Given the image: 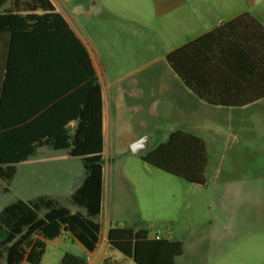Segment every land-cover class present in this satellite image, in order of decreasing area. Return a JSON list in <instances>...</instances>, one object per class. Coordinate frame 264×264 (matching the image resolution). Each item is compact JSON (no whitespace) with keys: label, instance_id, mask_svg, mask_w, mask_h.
Returning a JSON list of instances; mask_svg holds the SVG:
<instances>
[{"label":"trees","instance_id":"16d2710c","mask_svg":"<svg viewBox=\"0 0 264 264\" xmlns=\"http://www.w3.org/2000/svg\"><path fill=\"white\" fill-rule=\"evenodd\" d=\"M166 61L209 105L240 108L264 98V26L249 14L170 52ZM43 147L82 159L85 178L70 197L79 210L44 195L15 199L0 211V264H22L36 240L63 232L95 251L104 169L102 86L86 46L52 0H0V181L10 185L17 165ZM142 159L189 184H206L207 148L196 135L176 130ZM108 243L136 264H175L184 253L182 242L130 227L112 228ZM102 264L120 263L107 257Z\"/></svg>","mask_w":264,"mask_h":264},{"label":"rangeland","instance_id":"374dc122","mask_svg":"<svg viewBox=\"0 0 264 264\" xmlns=\"http://www.w3.org/2000/svg\"><path fill=\"white\" fill-rule=\"evenodd\" d=\"M149 1L52 0L57 11L73 29L87 36L85 42L90 51L97 49L105 70L99 73L105 91L107 84L116 81H119L116 86L123 87L121 89L128 108L126 118L136 136L143 133L144 125L163 124L169 132L168 124L175 121L170 108L174 103L173 83L178 80L164 57L175 45L161 41L155 28L158 23L147 4ZM96 4L102 8L98 9ZM243 5L247 6L245 0ZM135 19L144 20L146 24L140 26ZM143 65L147 67L135 71ZM135 81L148 84L137 88L127 87ZM160 82L167 83V87L161 88ZM118 89L112 87L110 96H114ZM192 99L194 104L190 102V108L197 127L193 132L207 144L206 179L209 181L213 219L221 213L220 230L217 233L210 232L208 227L199 228L194 237L184 241V253L176 263L199 264L206 258L210 260L208 264H215L214 261L221 258L222 264H264V125L254 127L250 119L241 121L232 115L237 110L210 106L197 97ZM133 108H139L140 112L134 113ZM148 108L155 109V116H149ZM204 124L214 130L198 129ZM162 138L155 137L154 147L162 142ZM49 156L50 152L43 150L35 160ZM126 159L129 164L125 170L128 173L130 162L139 163L140 160H133L131 156ZM108 163L106 154L104 199L111 189L108 184ZM60 171L59 167L46 168L42 165L30 173L24 172L13 184L0 181V211L15 200L19 187L30 188L27 194H37L46 179H59ZM172 187L180 192L179 185ZM214 193H219L222 199L218 201ZM104 214L103 211L98 217L102 223ZM113 254L115 257L109 256L111 261H116V258L120 264H136L117 250H112ZM68 255L82 263L100 264L97 256H92L68 232H63L54 240H36L22 264H74Z\"/></svg>","mask_w":264,"mask_h":264},{"label":"crops","instance_id":"0c3cea01","mask_svg":"<svg viewBox=\"0 0 264 264\" xmlns=\"http://www.w3.org/2000/svg\"><path fill=\"white\" fill-rule=\"evenodd\" d=\"M245 1L247 6L243 5L244 0L149 1L147 4L153 11L158 23L155 28L161 36V41L167 45H175L164 54V57L166 58L170 52L245 14H249L264 26V0ZM96 7L98 9L102 8L100 4H96ZM135 23L140 26L146 24L144 20L138 21L137 19H135ZM73 30L89 51L99 78V73H103L105 70L102 60L97 55V49L95 48V52L90 51L85 42L87 36L79 32L78 29ZM145 67L147 65L137 67L135 71H140ZM176 78L178 81L173 83L174 103L170 108L171 110L167 109L170 110L175 120L174 123L168 124L170 131L167 132L166 125L163 124L151 127L144 125V131L139 136H136L129 127L126 118L128 108L124 100V91L121 89L123 87L116 86L119 81L107 84V91H105V87L99 78L103 94V161L105 163L107 154L109 161L107 167L108 184L111 185V189L105 197L106 199H104V194L102 198L101 214L103 211L105 214L104 223L98 219L101 225L99 244L97 249L90 253L92 256H97L100 264L109 256L115 257L114 254L112 255L108 243V233L114 227L144 229L151 239L159 237L167 241H178L182 242L183 246L184 241L194 237L199 228L205 229V227H208L210 232L216 231L217 233L220 230L219 216L221 213L213 219L208 179H206L205 186L189 184L178 177L150 166L143 161L141 155H133L130 149L131 143L150 133H154L156 137L162 136V142H165L169 135L176 130L197 136L193 132L197 127L193 123V110L190 108V102L194 104L192 98L197 96L186 88L177 75ZM141 83L135 81L129 83L127 87L137 88L140 85L147 86L148 84L147 82ZM166 84L165 82L159 83L161 88H166ZM112 87L119 89L111 97L110 89ZM253 95L252 92L250 96ZM199 100L207 104L201 99ZM227 109L237 110V113L232 115H235L241 121L250 119L254 127L258 126L257 128H259L262 124L264 125V98L244 107H228ZM133 112L139 113L140 109L133 108ZM148 113L149 116H155V109L148 108ZM198 129L204 131L214 130L205 124L198 127ZM204 142L206 144L205 140ZM43 150H48L50 156L35 160ZM53 152H63V154L56 155ZM128 156H131L133 160H140L139 163L136 161L130 162L129 174L125 170L126 165L129 164L126 159ZM42 165L46 168L59 167L61 169L59 179H46L42 190L37 194H27L30 188L27 190L19 187L15 199L30 201L39 196H49L59 200L63 205L69 207L72 212H77L79 209L70 203V197L83 183L85 169L82 159L72 158L66 151H54L47 147L40 148L34 157L17 165V172L11 184L24 172L30 173L32 169ZM104 176L105 164L103 185ZM173 185H179L180 192H177L172 187ZM213 196L218 201L222 199L219 193H214ZM219 209H221V206ZM214 235L217 237L216 233ZM114 259L118 262L116 258ZM209 261L205 258L199 264H208ZM214 262L215 264L223 263L221 258H217ZM235 263L231 262L230 264ZM175 264L177 263L175 262Z\"/></svg>","mask_w":264,"mask_h":264},{"label":"water","instance_id":"95a60500","mask_svg":"<svg viewBox=\"0 0 264 264\" xmlns=\"http://www.w3.org/2000/svg\"><path fill=\"white\" fill-rule=\"evenodd\" d=\"M155 137L156 136L154 133H150L131 143L130 149L133 155L143 156L146 153H148L150 150L154 149L156 147V146L154 147L153 144Z\"/></svg>","mask_w":264,"mask_h":264},{"label":"built area","instance_id":"2783aa9c","mask_svg":"<svg viewBox=\"0 0 264 264\" xmlns=\"http://www.w3.org/2000/svg\"><path fill=\"white\" fill-rule=\"evenodd\" d=\"M156 239H160L159 237H157Z\"/></svg>","mask_w":264,"mask_h":264}]
</instances>
